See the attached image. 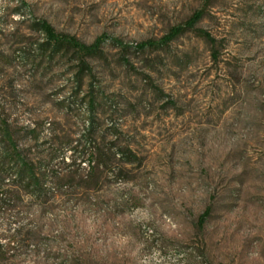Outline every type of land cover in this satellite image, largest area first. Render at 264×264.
Instances as JSON below:
<instances>
[{"label":"rangeland","instance_id":"374dc122","mask_svg":"<svg viewBox=\"0 0 264 264\" xmlns=\"http://www.w3.org/2000/svg\"><path fill=\"white\" fill-rule=\"evenodd\" d=\"M0 264H264V0H0Z\"/></svg>","mask_w":264,"mask_h":264},{"label":"trees","instance_id":"16d2710c","mask_svg":"<svg viewBox=\"0 0 264 264\" xmlns=\"http://www.w3.org/2000/svg\"><path fill=\"white\" fill-rule=\"evenodd\" d=\"M201 15L202 12L197 11L183 25L171 28L169 32L159 41H147L138 44L137 47L142 49L148 46H166L170 41L175 39L186 30H192L195 24L199 21ZM34 24L36 26V29L43 34L51 53H57L60 51H72L77 55L78 60L84 62L86 58L94 57L100 52V46L103 42V36L96 38L91 44H85L83 42H80L74 36L56 32L54 28L46 21H36ZM199 32L205 39L209 40V37L206 33L201 31ZM11 151V153H8L6 155L7 157H9L7 159V162L10 164L9 170H13L11 176H13L14 178H18L19 180L24 181L27 185L35 188V186L39 185L40 182L38 178H35V172L32 168H30V164L24 163L23 160H21L16 146H13ZM38 189H41V186H39ZM204 215L205 214L199 216V224L203 223L205 217Z\"/></svg>","mask_w":264,"mask_h":264}]
</instances>
